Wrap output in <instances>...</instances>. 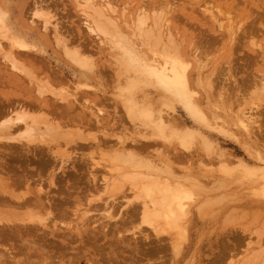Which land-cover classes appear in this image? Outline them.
I'll use <instances>...</instances> for the list:
<instances>
[{"label": "rangeland", "instance_id": "374dc122", "mask_svg": "<svg viewBox=\"0 0 264 264\" xmlns=\"http://www.w3.org/2000/svg\"><path fill=\"white\" fill-rule=\"evenodd\" d=\"M0 24V179L24 178L13 195L67 198L62 218L2 203L0 225L20 214L60 228L66 263L127 264L157 241L167 250L134 264H264V0H0ZM120 41L140 64L120 62ZM163 63L186 68L187 104L162 86ZM163 194L184 210L178 224L153 207ZM92 230L106 236L93 243ZM110 231L129 246L108 259Z\"/></svg>", "mask_w": 264, "mask_h": 264}, {"label": "bare ground", "instance_id": "6f19581e", "mask_svg": "<svg viewBox=\"0 0 264 264\" xmlns=\"http://www.w3.org/2000/svg\"><path fill=\"white\" fill-rule=\"evenodd\" d=\"M148 4H150V3L148 2ZM94 5H95V3H94ZM160 12L157 16H154L152 18L153 24L157 30H159L160 27H163L161 20H166L168 18L167 16H162V12L161 13ZM165 13H167V12H165ZM103 15L108 16V18H110L111 20H115L114 18H116L114 14H113L114 16L110 15V12H107V11H103ZM213 17H214V15H213ZM133 22L135 23V27L140 28V30H142V29L144 30L143 33L146 31L145 28H147V16L144 13L143 14L139 13ZM114 24H116V23L114 22ZM219 27H220V25H219ZM43 28L45 30L48 29L47 23L43 24ZM86 29L89 31L92 30L91 26L89 24H86ZM167 29L171 30V28L169 26L167 27ZM2 30H3V27H2ZM120 31H121L120 26H119V29H117V30L115 28L116 34L119 35L118 38L123 40V38L121 37ZM158 32H161V30H159ZM171 33H173V32H171ZM171 33H167L168 37L171 36ZM3 36H4V38L9 37L7 32H5L3 34ZM164 39H166V38L162 37L161 35H158L156 38L155 37L153 38V42L155 45H158L160 43L162 44V40H164ZM12 41H10L9 43L13 44ZM168 41L171 42L173 45H170L168 47L165 44L169 48V49H167L164 47L165 51H167V50H168L167 52L176 51L175 52L176 54L179 53V50L176 46L177 43H175L172 38H168ZM120 42L124 44V50H123V56H122L123 58L120 60V62L121 63L123 62V64L126 63V66H131V65L137 66V64H140L141 61H140V58L135 51V48L129 44H125L122 41H120ZM255 43L256 42H253V44H255ZM74 59H76V58H74ZM176 61H178V60L175 59L174 62H176ZM164 63L166 64L168 62L164 61ZM164 63L161 65V69L158 68V70H159L158 71V76H159L158 79L160 80L162 86L167 91H169L171 93H175L178 96H181L182 98H184L186 100V104H187L189 101L188 98H190V96L187 95V93H188L187 92V85L185 83V82H187L186 72H185L186 68L183 67V64H181V63L174 64V66H171L170 68H168L167 66L164 68V66H165ZM209 84H210V81H209ZM40 105L42 107H48V105L46 104V100H41ZM56 109H58V108H56L54 105H52V112H55ZM1 111H3V110H0V112ZM127 111H128V114L134 118L138 115V113H136V111H134L132 109H127ZM57 112H58V110H57ZM67 115H68V113H67ZM243 120H246V118H244ZM13 152H14V150H13ZM3 159H2V161H3ZM4 166H5V163H4ZM2 168L5 170V173L7 175L9 173H11V170L8 169V166L2 167ZM12 174H13L12 176L8 175L5 178L6 181L5 180L3 181L2 179H0V187H2V188H0V204H2V203H3L2 205H5V203L7 204L5 207L8 208V214H10L9 212L14 211L13 210L14 207L24 209V210L31 208V209L37 210V211L34 210L35 211L34 218H37L38 214L41 213L46 206H49V207L53 208L56 212H54V214H53L52 211H49V212H47V216H49V217L53 216L54 218H56V217L62 218V217L66 216V211H65V208L63 206H65V204L67 202V198L62 199L60 201H57L56 203L46 204L42 200V197L40 195L41 192L40 193L37 192L35 194H30L28 191H25L22 195H13L11 192H9L10 189L11 190L13 189V186L24 185V182H23L24 178L22 179V177H21V179H22L21 180L19 178L20 177L19 174L18 175L14 174V173H12ZM11 179H12V181H11ZM50 185L51 186L54 185L53 179H51ZM145 190H147V189H145ZM174 192L177 193L178 190L174 189ZM158 193L161 195L160 187L158 188ZM68 196H70V195H68ZM163 197L164 198H162L161 202L157 201V200L151 201L153 207H158V206L162 207V210L164 212V213L162 212V214H161V215H163L162 218L164 220L169 219V220L173 221L174 224H178L180 219L182 218L180 216V214L182 212H184V210H182V212H181L180 204L177 202L178 200L176 199V197H172L169 194H163ZM112 208H114V207H112ZM177 210H178V212H177ZM43 212H45V211H43ZM182 214L184 215V213H182ZM14 215H15L16 219H10V221H15L16 224H13V225L1 224L0 225V247L3 246V245H1V243H3V242H6V244L9 245L8 248H4L3 250H1V248H0V264H34L32 262L33 258H31V260H30V257L33 255L35 256V258L39 262H41V261L45 262L44 260L48 259L50 261L49 264H74V259H71L69 262L66 263L65 260L68 257L66 256V254H61L62 252L66 251V248H67L66 246H68L70 242L66 241L65 239L62 240L61 238L59 240L51 239L54 236H57V237L60 236V234L57 235V233L61 230L60 228H57V227L54 228L53 227L49 233L45 232V230L39 232V228L42 227V225L39 226V228H38L37 224L35 225V224L30 222V221H36V219H24L20 216V214H14ZM40 215H42V214H40ZM3 216L5 217L6 214H4ZM159 216L160 215H158V217ZM6 217L8 218V215ZM130 217H131V215H130ZM147 218H148L147 221H149L150 218L148 216H147ZM0 221L3 222L2 219H0ZM29 223H31L32 226H30ZM54 225H55V223H54ZM42 229L43 228H41V230ZM79 230H80V228H79ZM85 230H83V231H85ZM80 231H82V230H80ZM80 231H76L75 236L81 240L82 237H81ZM109 233H110L111 239H112L111 245H109L110 250L108 252H105V253H107V255H103L104 258L106 257L108 259L112 258V256H114V255L119 256V254H122L121 248L124 246L125 243L127 246H129V243H127L126 239L117 240L114 238V232L112 233L110 231ZM92 234L93 235L89 238V241H91L93 243H97L98 241H100L101 237L103 238L106 236L102 230H98V231L92 230ZM156 236H157V234H156ZM76 237L74 239H76ZM69 238H71V237H69ZM143 238H144L143 240H145V241L149 240V237L147 235H143ZM13 240H19V241L13 242ZM38 241L41 242V245H42L41 247L38 244ZM134 242H136V240ZM154 243L155 244H153L152 248H149V249L143 248L140 245V247H142L143 249H146V252L140 251L138 249L137 244H135L131 248L133 256L134 257H136V256L142 257L141 255H145V256L152 257V256L162 255L167 250V247L165 245H162L157 241ZM121 245H123V246L120 247ZM37 248H39V251ZM99 249H100V247H99ZM133 250H135V252ZM10 251L13 253L12 256H10V253H11ZM128 256H129L128 257L129 260L130 259L131 260L127 264H130V263L134 264L135 258L133 256H131V253ZM125 258H126V256H125ZM127 261H128V259H127ZM106 262H108V261H106ZM212 263H214V262H211V264ZM78 264H79V262H78ZM112 264H113V262H112ZM161 264H163V263H161Z\"/></svg>", "mask_w": 264, "mask_h": 264}]
</instances>
